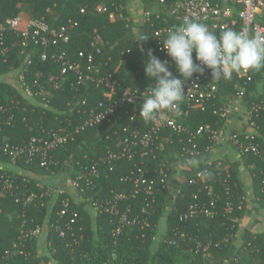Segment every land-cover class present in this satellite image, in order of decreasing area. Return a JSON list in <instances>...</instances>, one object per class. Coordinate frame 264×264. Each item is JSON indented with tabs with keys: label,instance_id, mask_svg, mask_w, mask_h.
<instances>
[{
	"label": "trees",
	"instance_id": "trees-1",
	"mask_svg": "<svg viewBox=\"0 0 264 264\" xmlns=\"http://www.w3.org/2000/svg\"><path fill=\"white\" fill-rule=\"evenodd\" d=\"M140 1L144 11L149 13L134 20L131 0H0V23L9 17L18 16L22 11L29 12L31 18L42 19L48 31L66 24L70 18L74 19L76 25L70 28L68 42L63 44L59 41L53 48L66 50L71 59H78L79 52L85 55L92 53L93 63L100 70L99 74L90 73L91 78L84 82L77 83L73 77H69L63 83H58L52 78L58 70L51 57L39 59L45 47L28 38L24 39L18 32L4 29L0 34V45L6 47L7 51L5 58L0 57V76L12 71H17L18 76V73L23 72L27 83L36 81L43 85L46 94L44 98L36 96L30 100L17 85L0 80V144L4 141L10 145L23 144L36 134L40 126L49 128L67 121L72 125L81 122L98 100H105L103 87L97 83L99 76L104 73H114L122 87H129L139 93L148 91L147 88L154 83L144 72L149 49L156 57L167 61L169 70L179 77L174 62L159 50L153 33L162 26L172 28L182 23L179 13L169 12L173 0H166L165 4L154 0ZM100 3L107 5L108 11L114 9L111 3L121 5L122 16L116 11L115 17L110 19L107 12H97L95 6ZM82 5L87 6L83 14L78 12ZM238 9L239 6L234 5L232 19L235 22L226 28L236 31L239 28ZM201 23L217 35L226 29L214 27L212 20ZM137 34L148 37L143 42H137ZM96 48L100 49L99 53L95 52ZM80 59L83 64L86 63L85 57ZM193 59L196 63L195 53ZM212 82L218 86L216 97L207 101L203 110L192 108L187 115L183 113L182 102L181 114L177 117L191 128L209 124L220 129L225 118L216 111L228 102V97L234 96L239 98V102H246L247 111L250 112L249 122L253 123L255 129L254 141L258 143L260 152L239 153L252 180L251 190L264 207V88L259 95L246 99L238 92V87L248 88L252 80L247 81L245 77L233 73L230 80ZM243 95H246V90ZM224 96L226 101L222 102ZM139 104L142 102L124 105L118 112L111 114L110 123H100L80 132L74 140L52 151V162L45 166L39 165L38 159L12 158L1 153L0 160L12 161L18 167L39 175L57 172L63 162L72 157L75 169L73 178L84 174L85 167L98 162L99 175L93 178L94 186L86 188L81 181L80 187H84L79 193L94 199H111V191L127 193L131 182L123 183L120 177L130 174L134 169V161L121 159L109 163L106 156L109 151L118 149L119 138L124 136L121 130L123 125L128 123L142 131L148 128L149 121L139 118ZM126 109L128 112H125ZM132 111L135 112L134 121L129 120ZM210 143L209 135L204 134L197 139L200 153L189 155L184 150L190 146L187 137L183 133L165 129L154 143L155 156L146 158V176L156 182L155 200L146 207V195L141 191L135 199L124 198L120 203L122 206L131 203L133 213L141 220L143 215L140 210L145 206L149 211L148 226L142 227L140 220L115 236L112 230L116 221L112 214L93 213L95 216L91 218L88 212L72 201L71 209L79 215L73 225L76 242L69 232L59 237L55 229L66 218L57 212L60 198L67 193H58V198L50 206L47 200L49 196L43 200L34 198L24 204L22 200L27 195L40 193L37 180L29 174L7 172L14 184L10 191H0V264H204L206 255L217 259V264H264V232L252 233L238 248L231 247L237 225L234 218L241 213L239 206L245 185L238 168L240 162L209 159L207 147ZM169 154H175L181 164L192 163L186 179L174 194L171 193ZM192 161H196L197 165L194 166ZM161 169L166 173L164 186L159 183ZM197 170L203 172V180L189 183L188 178ZM0 172L5 171L0 169ZM17 197L21 200L16 201ZM190 203L207 207L212 214L197 213L180 220L179 215L186 211ZM162 217L165 218V230L159 236L155 225ZM23 219L28 227L47 226L45 253L37 251V237L24 242L22 253H11L12 244L21 237L19 230ZM78 226L82 230H78ZM181 233H185L186 238L179 240ZM173 239L175 243H171ZM196 241L208 245L205 253L201 249L195 250Z\"/></svg>",
	"mask_w": 264,
	"mask_h": 264
},
{
	"label": "built area",
	"instance_id": "built-area-1",
	"mask_svg": "<svg viewBox=\"0 0 264 264\" xmlns=\"http://www.w3.org/2000/svg\"><path fill=\"white\" fill-rule=\"evenodd\" d=\"M157 3L165 4L166 0H154ZM234 5H238L237 18L239 20V28L237 32H242L249 36L261 35L264 36V23H261L258 19L259 15L264 16V0H173L170 4L169 12L172 14L179 13L180 20L190 18L199 22H205L212 20L214 27L224 29L228 24H234L235 20L232 19ZM113 11H108V6L102 3L95 6L97 12H107L110 19L115 17L116 11L119 16H122L121 5H115ZM87 6H80L78 12L83 14L86 11ZM149 12H143V15H148ZM21 18L19 16L9 17L4 23H0V34L4 29H11L20 33L24 39L28 38L35 44L40 43L45 47V51L39 55L40 60H45L47 56H50L52 61L57 66V74L53 76L58 83H63L69 77H73L77 83L84 82L91 78V74H99V67L94 65L93 54L89 53L85 55L83 52H79L78 59H71L66 50L56 47L60 41L66 44L69 40L70 28L76 25V21L72 18L68 19L66 24H62L57 28H52L48 31L47 24L42 19L29 18L26 24V28L20 29ZM171 27L162 26L156 29L153 33L156 38V43L159 50L171 60L166 54V50L162 47V40L166 37L168 30ZM26 44L25 41L22 43ZM140 45V44H139ZM141 46V45H140ZM7 48L0 45V57L5 58ZM96 53L100 52L99 48L95 49ZM81 57H85L86 63L83 64ZM5 60V59H3ZM29 62V60H28ZM196 63H200L196 61ZM18 85L23 95L30 100H34L36 96L44 98L46 94L45 87L41 84L33 82L29 84L24 80L23 72L18 73ZM249 81L251 77L245 76ZM103 87L105 100H98L96 104L90 108L86 117L81 119L76 125H72L70 121L67 123H59L57 127H38L36 134L32 135L27 142L19 145H10L4 141L0 144V153L9 155L12 158H27V160L38 159V163L41 166H45L51 163V152L65 146L70 140H74L76 135L92 128L100 123L108 124L111 122V114L118 112V110L124 105L137 104L143 102V98L148 94V91L137 92L129 87H122L120 80L115 77L114 73L108 72L99 76L97 79ZM33 88H35L33 90ZM184 115H187L192 108L204 109V105L207 101L216 97L218 86L211 81V70L205 68V71L200 73H194L193 76L184 85ZM114 96H117L115 100H112ZM1 108V107H0ZM239 106L237 103L228 101L222 105L216 112L223 118L229 117L231 114L237 112ZM128 112V109L125 110ZM249 113L247 112V120L249 122ZM135 112H131L129 120L134 121ZM251 125L253 123L249 122ZM165 129H170L178 134L183 133L187 137V142L190 146L184 148L185 152L189 155L199 154L197 139L204 134L209 135L211 141L207 150H212L216 145L222 141L228 140L232 143L239 152H252L254 154L259 153V145L254 141V132H230L225 133L221 129H215L209 124H199L196 128H191L178 117L171 112L160 111L156 114L152 121H149V126L145 130H140L137 126H131L126 123L122 126L121 130L124 134L119 138L118 149L116 151H109L106 159L107 162L118 161L121 159H127L134 161V169L130 174L120 177V181L125 183L131 182V188L127 193L120 191H111V199H94L89 198L93 213L109 212L115 218L116 225L112 230V234L117 236L125 227L133 225L139 222L138 215L133 213L131 203L121 205V201L124 198L135 199L143 191L146 195L144 198L145 205L150 204L155 200L156 182L153 178L146 176V158L149 156H155V141L160 138L161 133ZM117 133V131L115 132ZM99 163L94 162L91 166L85 167L84 174H79L72 179L71 185L78 191H82L83 187L92 188L93 178L99 175ZM165 171L160 170L159 183L164 186L165 183ZM203 172L197 170L192 176L188 178L189 183H194L197 180H203ZM81 181L84 186L80 187ZM14 181L12 176L7 172H0V191H10L13 188ZM40 193L32 192L27 195L22 202L24 204L29 203L34 198L43 200L45 197L50 196L53 193L51 186H39ZM59 194H66L64 191H57ZM21 200L19 197L16 201ZM71 198L68 194L63 195L60 198V208L57 214L61 217H66L60 224L55 226L58 230V236L63 237L66 232H69L76 242V235L73 232V225L77 222L78 213L71 209ZM212 204V203H211ZM145 206L141 207L142 224L141 226H148V210ZM230 205L228 209H230ZM197 213H203L211 215V211L207 207H198L194 203H190L185 212L179 215L180 220H185ZM78 230H82L81 226L77 227ZM76 231V230H75ZM21 237L19 241L12 244L11 253H22L24 242L32 237H38L40 234V227H28L25 219H23L20 230ZM179 240L185 239L186 234L181 233L178 236ZM190 238V237H189ZM176 240H171V243H175ZM195 250L200 249L205 253L208 245H202L201 242H195Z\"/></svg>",
	"mask_w": 264,
	"mask_h": 264
},
{
	"label": "clouds",
	"instance_id": "clouds-1",
	"mask_svg": "<svg viewBox=\"0 0 264 264\" xmlns=\"http://www.w3.org/2000/svg\"><path fill=\"white\" fill-rule=\"evenodd\" d=\"M147 37L137 34L135 41L143 42ZM161 40L182 78L169 70L167 61L156 57L151 49L147 51L144 72L154 83L139 104V118L145 122L152 121L160 111L179 116L185 83L194 73L202 74L205 68L211 70V81L230 80L233 73L264 68V36L259 34L249 36L226 28L217 35L206 24L186 18L170 28ZM193 53L200 63L194 62Z\"/></svg>",
	"mask_w": 264,
	"mask_h": 264
},
{
	"label": "crops",
	"instance_id": "crops-1",
	"mask_svg": "<svg viewBox=\"0 0 264 264\" xmlns=\"http://www.w3.org/2000/svg\"><path fill=\"white\" fill-rule=\"evenodd\" d=\"M135 1L139 2L140 6L142 7V11H144V5L140 0H131V8ZM141 17L134 18V20L140 19ZM258 19L261 23H264V16L262 14L259 15ZM237 74L242 77L249 75L251 77L250 80H252V83L248 88L238 87V92L242 94V97L245 96V98L247 97L246 99H249L251 97L259 95L263 91L264 68L259 71L250 70ZM0 80L10 82L19 87L17 71H12L0 76ZM245 90L247 96L243 95ZM223 99L224 100L222 102L226 101L225 96ZM235 100H237V102L240 101L239 98H236L233 101ZM237 104L239 106V110L231 114L229 117L225 118L223 123L221 124L220 129L225 133L254 132L255 129L247 120L248 111L246 102H239ZM168 158L171 164L169 166V170L171 172V193L174 194L177 191L179 185L186 179L189 171L191 170L192 163L181 164L176 159L175 154H169ZM209 159H218L219 161L223 162H240L238 168L240 171L241 180L245 185V193L241 198V203L239 206V210L241 211V213L239 217L234 218V221H236L237 225L235 227V233L233 235L231 243L232 248H238L243 243V241L252 233L264 232V207L258 202V199L255 197L254 192L251 190V177L247 173L246 168L242 163V158L238 149L232 143H230L228 140H225L216 145L212 150L209 151ZM193 165H197L196 161L193 162ZM0 169L10 174H29L35 177L38 182V186H51L54 191L47 198L49 206L53 204L58 198L57 191H64L70 196L73 203L79 207H82L86 212H88L91 218L95 216L93 214V209L91 207L89 197L87 198L83 196L77 189L73 188L71 185L73 179L72 175L75 171L72 157L66 159L61 165L60 169L55 173H40L39 175H37L27 169L18 167L12 161L7 162L5 160H0ZM0 196H2V193H0ZM162 219L164 224L163 227L165 230V218L162 217ZM47 229L48 228L45 225L40 227V234L38 236L40 242H38L39 245H43V243H45V233L47 232Z\"/></svg>",
	"mask_w": 264,
	"mask_h": 264
},
{
	"label": "rangeland",
	"instance_id": "rangeland-1",
	"mask_svg": "<svg viewBox=\"0 0 264 264\" xmlns=\"http://www.w3.org/2000/svg\"><path fill=\"white\" fill-rule=\"evenodd\" d=\"M132 4V3H131ZM154 8H151V10H153ZM131 10H132V16H133V18H137V17H141L142 16V14H143V12L144 11H142V7L140 6V4H139V2H137V1H135L134 2V4H133V6H132V8H131ZM20 18H21V25H20V29H24V28H26V24H27V21H28V19L30 18V14H29V12H27V11H22L19 15H18ZM234 99H236V97H234V96H230V97H228V100L229 101H232V102H235V103H239V102H237V100H235V101H233ZM163 219L162 220H160L158 223H156V225H155V227L157 228V230H158V233H159V236H161L162 235V233H163V231H164V227H163ZM37 242H39V238L37 237ZM40 243V242H39ZM39 243L37 244V251L39 252V253H45V250H44V243H43V245H39ZM217 262V259H215V258H212L210 255H206V256H204V264H217L216 263ZM49 264V263H48Z\"/></svg>",
	"mask_w": 264,
	"mask_h": 264
}]
</instances>
